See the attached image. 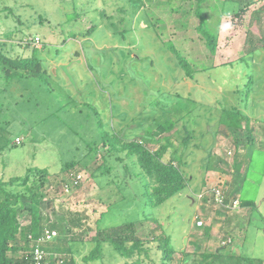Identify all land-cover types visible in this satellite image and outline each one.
<instances>
[{"label": "rangeland", "instance_id": "obj_1", "mask_svg": "<svg viewBox=\"0 0 264 264\" xmlns=\"http://www.w3.org/2000/svg\"><path fill=\"white\" fill-rule=\"evenodd\" d=\"M211 3L212 7L219 4L217 0ZM186 9L189 7L183 8L182 16L172 12L167 0H155L149 8L144 0H0V40L8 42L7 50L13 55H32V44L26 47L25 41L20 42L38 36L41 50L37 54L50 73L48 81L24 78L7 82L0 70V179L23 177L30 168L48 169L51 183L47 196L55 198L63 213L75 208L87 212L83 229L91 236L95 218L106 208L101 204H113L122 197L116 185L93 178L99 174L96 161H102L107 153V148L99 145L103 133L147 138L148 132L157 128L158 117L178 116L180 106L187 102L175 129L154 138L171 136L181 150L183 140L174 132L180 129L181 138L193 132L184 152L187 175H193L198 199L194 203L184 192L152 209L151 214L170 219L172 227H167L178 236L182 249L175 254L176 264L182 263L184 253L218 251L264 261V0H229L216 12L205 4L204 15L219 32L215 56L197 34L198 18L191 16L186 38L190 35L192 39H186L184 52L199 63L196 67L233 63L229 68L198 73L195 79L175 67L176 59L150 25L160 20L156 24L170 35L171 16L175 13L180 20L186 19ZM223 23L232 27L223 31ZM249 74L254 87L252 96L247 97L244 80ZM222 106L252 116L253 135L263 147L253 152L241 186L242 200L248 206L234 210L216 205L211 194L215 186L224 187L227 193L233 180L236 145L218 122ZM17 137L21 142H16ZM89 145H99V149L92 151ZM149 146L159 147L154 142ZM209 149L219 156L213 158L217 172L205 168ZM74 160L80 164L79 174L64 172V165ZM76 176L83 182L81 188L73 187ZM132 188L138 191L137 196L115 203L101 226L142 217L144 187L136 182ZM240 209L244 211L236 213ZM52 220L67 222L62 213L53 214ZM63 238L60 234L58 246ZM91 249L87 243L75 247L77 264H125L109 244L104 245L102 261H87Z\"/></svg>", "mask_w": 264, "mask_h": 264}, {"label": "trees", "instance_id": "obj_2", "mask_svg": "<svg viewBox=\"0 0 264 264\" xmlns=\"http://www.w3.org/2000/svg\"><path fill=\"white\" fill-rule=\"evenodd\" d=\"M148 1L150 3L146 5V0H144V5L149 8L155 0ZM227 1L229 0H217L219 4L216 3L215 7H212V0H167L171 11L180 12L181 16L183 8L189 7L184 10L186 19L180 20V16L173 13L170 23L173 30L169 32L170 35L163 26L156 24V21L160 20H156L155 23L151 21L150 25L157 29L154 31L160 37L162 44L176 59L175 67L180 68L186 77L195 79L198 73L206 72L211 68L232 66L233 63L228 62L211 66L201 64V67L197 68L196 65L199 63L184 52L186 39L189 41L192 39L190 35L187 38L186 36L191 31L190 21H192L191 16L194 15L199 20L195 26L199 38L203 40L210 55H216L219 32L218 28H215L205 17V4L210 10L216 12V9ZM144 17H148L147 12ZM146 18L145 23L147 24L149 21ZM20 43L26 47L31 46V40L28 39H21ZM7 44L8 42L0 40V70L5 81H21L24 78L48 81L50 73L43 59L37 54V51L41 50L39 47L31 46L32 55L23 53L13 55L9 49L7 50ZM241 60L247 63L245 57H242ZM244 81L246 95L250 97L254 87L252 74H249ZM187 104L186 102L180 106L181 113L187 109ZM181 113L174 116L175 118L158 117L157 128L148 132L149 137L147 138L131 139L116 132L103 133L99 145L106 147L107 153L102 161H96V170L99 171V174L94 175L93 178L99 183L106 181V184L116 185L118 193L122 197L113 204H105V202L101 204L106 207V210L103 208L99 211L94 220V234L91 236H87V231L83 229L84 219L86 216L88 217L87 212L75 208L74 210H65L63 213L58 209L55 198L47 196L46 189L51 183L48 169L30 168L23 177L0 179V264H32L31 249L35 240L46 229H56L59 232L58 238L46 245V249L50 253L49 264H77L74 255L75 247L86 243L92 248L89 255L85 256L87 261H102L104 245L109 244L124 259L125 264H176L175 254L178 250H182L179 238L169 230L172 227L169 223L170 219H163L157 214H151V210L163 207L169 200L177 195H183L184 192L191 201L198 199L191 189L184 152L190 145L193 132L182 138L180 129L174 132V134L178 132V138L183 140L181 150L174 146L171 136L161 139L154 138L155 134L171 132L175 129L181 118L184 117ZM251 120L252 116L244 113L241 109L222 106L218 122L224 127L225 134L232 137L236 145L232 164L233 180L229 182L225 199L227 203L239 199L240 205L248 204L239 196L241 195V186L246 180L253 152L263 150L261 144L255 140ZM153 142L158 143L159 147L150 148L149 143ZM99 145L95 147L89 145L90 150L96 152ZM241 145L244 147L242 150L240 149ZM213 158L209 155L205 163L206 169L214 167ZM79 165H76L74 160L65 164L62 170L73 175L79 174L76 171ZM136 182L143 185L142 193L146 197L142 217L115 226H101V220L115 203L131 201L134 199V194L137 196L138 191L132 188L133 183ZM81 183L83 182H79L73 187L81 188ZM57 213H62L67 222L59 224L52 220V215ZM164 220L168 225L163 222ZM60 234L65 238L62 240L63 243L58 246ZM183 255L184 259L181 264H264L261 258L233 252H200L184 253Z\"/></svg>", "mask_w": 264, "mask_h": 264}, {"label": "built area", "instance_id": "obj_3", "mask_svg": "<svg viewBox=\"0 0 264 264\" xmlns=\"http://www.w3.org/2000/svg\"><path fill=\"white\" fill-rule=\"evenodd\" d=\"M41 43L40 38L36 36L35 38L31 39V44L34 46H37V44ZM21 138L17 137L16 142H21ZM230 153V152H229ZM79 177H74L73 179L74 184L76 185L79 183ZM76 183V184H75ZM67 190H69L67 188ZM205 194V191L198 195L199 198H201ZM214 202L218 206H222L224 208H227L229 210H234L235 208H238L240 206L239 199H235L230 203H227L225 201L226 199V190L222 186H215L212 189L211 192ZM202 221H200L198 224L202 225ZM59 236V232L56 229H46L41 236H39L31 249V255H32V264H49L48 258L50 257L49 251L46 249V245L55 241Z\"/></svg>", "mask_w": 264, "mask_h": 264}, {"label": "crops", "instance_id": "obj_4", "mask_svg": "<svg viewBox=\"0 0 264 264\" xmlns=\"http://www.w3.org/2000/svg\"><path fill=\"white\" fill-rule=\"evenodd\" d=\"M210 150V149H209ZM242 150V149H241ZM209 152V155H211V156H213L214 157V159H216L217 160V158L219 157L218 156V154H216V152L215 151H213V150H210V151H208ZM204 163H203V165H202V167L204 168ZM201 167V168H202ZM217 167L214 165V167L212 168V169H210V170H214V171H216L217 172ZM219 170V169H218ZM192 177H193V175H191L190 176V180H191V182H190V184H191V189L193 190L195 187H192L193 185H192ZM203 178V177H202ZM203 183H205V182H203ZM204 192V191H203ZM193 194H194V196H196V194L194 193V190H193ZM240 196V198H241V195H239ZM191 198V197H190ZM192 199V198H191ZM241 200H242V198H241ZM192 201L194 202V203H196L197 202V200H195V199H192ZM242 206V208H245L246 206H248V204H241ZM249 208V207H248ZM244 210H239V211H236V213H238V212H243ZM238 216H241V215H238ZM241 218V217H240ZM242 219V218H241ZM241 224V223H240ZM232 229V228H231Z\"/></svg>", "mask_w": 264, "mask_h": 264}, {"label": "clouds", "instance_id": "obj_5", "mask_svg": "<svg viewBox=\"0 0 264 264\" xmlns=\"http://www.w3.org/2000/svg\"><path fill=\"white\" fill-rule=\"evenodd\" d=\"M231 27H232V26H231V24H229V23H223V24H221V26H220L221 30H223V31H227V30H229Z\"/></svg>", "mask_w": 264, "mask_h": 264}, {"label": "water", "instance_id": "obj_6", "mask_svg": "<svg viewBox=\"0 0 264 264\" xmlns=\"http://www.w3.org/2000/svg\"><path fill=\"white\" fill-rule=\"evenodd\" d=\"M63 68H64L65 70H67V66H64Z\"/></svg>", "mask_w": 264, "mask_h": 264}]
</instances>
